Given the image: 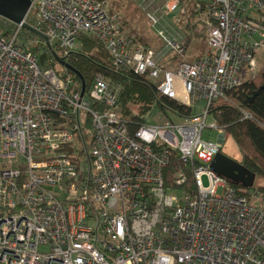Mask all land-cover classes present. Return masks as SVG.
I'll list each match as a JSON object with an SVG mask.
<instances>
[{
	"label": "built area",
	"instance_id": "2783aa9c",
	"mask_svg": "<svg viewBox=\"0 0 264 264\" xmlns=\"http://www.w3.org/2000/svg\"><path fill=\"white\" fill-rule=\"evenodd\" d=\"M135 1L157 48L105 0H31L26 23L51 48L0 16V264H264V199L211 168L226 134L210 114L264 68V0ZM80 34L191 113L131 136L121 88L98 75L82 96L56 61ZM190 37L204 47L188 61ZM36 45L51 54L45 67ZM173 150L189 170L168 183Z\"/></svg>",
	"mask_w": 264,
	"mask_h": 264
},
{
	"label": "trees",
	"instance_id": "16d2710c",
	"mask_svg": "<svg viewBox=\"0 0 264 264\" xmlns=\"http://www.w3.org/2000/svg\"><path fill=\"white\" fill-rule=\"evenodd\" d=\"M127 2L131 4L132 0ZM123 6L128 7L127 4L117 1L112 7V11L120 12ZM124 21L126 22L125 27L129 28L130 25L127 24L126 19ZM32 37L30 32L23 30L25 41ZM78 39L82 43V47L70 55L69 65L84 79L86 95H89L98 75L112 80L121 88L119 97V106L122 110L121 118L127 123L126 126L131 136L134 137L140 127L148 124L146 116L155 106L160 107L164 113L173 112L182 117L191 113L190 109L160 96L156 87L147 78L127 72H116L112 67L108 52L94 36L80 34ZM29 51L39 58L42 67L49 63L51 54L42 45L31 47ZM71 76L78 81L75 91L80 92L82 88L78 77L72 73ZM253 97L254 99L251 100ZM240 110L251 113L254 117L253 120H243V113ZM210 114L241 152L239 156H236L223 146L221 153L235 160L250 173L255 174L256 179L264 177V68L254 80L229 91L225 98L218 100ZM184 170H189V166L182 162L179 152L173 150L170 164L164 172L166 182L171 183L177 174ZM232 186L236 190L244 189L239 185ZM247 190L259 192L264 199V186Z\"/></svg>",
	"mask_w": 264,
	"mask_h": 264
},
{
	"label": "rangeland",
	"instance_id": "374dc122",
	"mask_svg": "<svg viewBox=\"0 0 264 264\" xmlns=\"http://www.w3.org/2000/svg\"><path fill=\"white\" fill-rule=\"evenodd\" d=\"M109 5L110 14L112 16H117L118 20L122 21L123 23H126L124 19H126L127 24L130 25V27H126V31L131 32L132 35H135L139 42H141L144 45H147L149 47L157 48L160 46L158 44L155 35L150 29V26L145 19L142 12L139 10L137 3L135 0H132L131 4H129L128 0H105ZM120 1L121 3L127 4L128 7L123 6V9L120 12H113L112 7H114V4ZM120 21V22H121ZM200 42V41H199ZM199 42L195 41L192 42V37H190L188 40H185V52L187 53L185 55L186 58H188V61L193 60V58L197 55H200L202 53V48L204 47L203 44H199ZM201 49V50H200ZM57 72L60 74L64 73V68L60 64H56L54 66ZM89 106V104H86ZM118 112L121 115V108L119 106ZM179 116V115H178ZM175 115V113L168 112L164 113L160 107L155 106L152 111L146 116V121L148 124H159L163 125L166 123H169V121H173L174 123L182 122L180 118ZM207 138V134H204V139ZM217 139V134L214 133L212 137L210 138L211 141H215ZM224 147L231 153L236 156H239L241 154L240 150L238 149L235 142L230 138H225ZM206 183V181H205ZM264 186V177H261L259 179H256L254 187L258 188Z\"/></svg>",
	"mask_w": 264,
	"mask_h": 264
},
{
	"label": "water",
	"instance_id": "95a60500",
	"mask_svg": "<svg viewBox=\"0 0 264 264\" xmlns=\"http://www.w3.org/2000/svg\"><path fill=\"white\" fill-rule=\"evenodd\" d=\"M30 8L31 0H0L1 17L7 19L13 24L21 26L24 30H27L28 32L40 37L48 44L49 48H51L49 39L26 23V18L29 14ZM52 44L58 45L59 42L55 41ZM54 56L58 63H60L70 72L74 73L80 79L82 83L81 95L84 96L86 93V84L82 76L68 63L60 60L57 55L54 54ZM253 99L254 97L251 98V100ZM211 168L217 175L227 179L232 185H239L244 189L254 187L256 175L250 173L242 165L221 152L215 157Z\"/></svg>",
	"mask_w": 264,
	"mask_h": 264
}]
</instances>
